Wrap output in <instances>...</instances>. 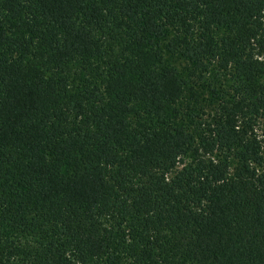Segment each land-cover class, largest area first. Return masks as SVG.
I'll return each mask as SVG.
<instances>
[{"label": "trees", "instance_id": "1", "mask_svg": "<svg viewBox=\"0 0 264 264\" xmlns=\"http://www.w3.org/2000/svg\"><path fill=\"white\" fill-rule=\"evenodd\" d=\"M263 78L264 0H0V264H264Z\"/></svg>", "mask_w": 264, "mask_h": 264}, {"label": "rangeland", "instance_id": "2", "mask_svg": "<svg viewBox=\"0 0 264 264\" xmlns=\"http://www.w3.org/2000/svg\"><path fill=\"white\" fill-rule=\"evenodd\" d=\"M167 41L159 42V50L163 53L166 62L173 65L183 82L184 94L174 111L169 115L170 127H182L189 134L200 136L204 132V123L209 122L220 101L231 94L232 83L229 75L221 71L216 63H207L206 69L193 71L182 57V50L174 58H169L164 46ZM206 70V71H205ZM264 84V78L262 79ZM264 123L261 122L255 130L259 139L264 141ZM264 151V144H263ZM190 157L184 163H190Z\"/></svg>", "mask_w": 264, "mask_h": 264}]
</instances>
